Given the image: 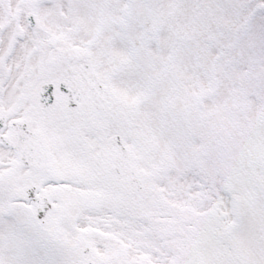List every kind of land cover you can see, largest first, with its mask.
Returning a JSON list of instances; mask_svg holds the SVG:
<instances>
[{"label":"snow or ice","instance_id":"6c2138e0","mask_svg":"<svg viewBox=\"0 0 264 264\" xmlns=\"http://www.w3.org/2000/svg\"><path fill=\"white\" fill-rule=\"evenodd\" d=\"M0 264H264V0H0Z\"/></svg>","mask_w":264,"mask_h":264}]
</instances>
